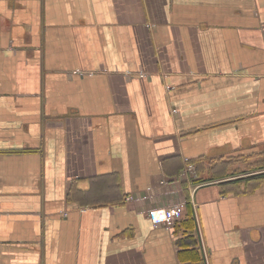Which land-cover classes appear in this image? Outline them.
<instances>
[{"label": "crops", "instance_id": "obj_1", "mask_svg": "<svg viewBox=\"0 0 264 264\" xmlns=\"http://www.w3.org/2000/svg\"><path fill=\"white\" fill-rule=\"evenodd\" d=\"M0 264H264V0H0Z\"/></svg>", "mask_w": 264, "mask_h": 264}, {"label": "built area", "instance_id": "obj_2", "mask_svg": "<svg viewBox=\"0 0 264 264\" xmlns=\"http://www.w3.org/2000/svg\"><path fill=\"white\" fill-rule=\"evenodd\" d=\"M194 168L192 166L188 167V171H193ZM135 200V197L133 195H130L127 197V201H133ZM179 208V205L173 206V207H169L167 209H163V210H155V211H151L150 215L152 220L154 221V223L156 225H160L163 223H166L169 220V212L171 211V209H177Z\"/></svg>", "mask_w": 264, "mask_h": 264}, {"label": "trees", "instance_id": "obj_3", "mask_svg": "<svg viewBox=\"0 0 264 264\" xmlns=\"http://www.w3.org/2000/svg\"><path fill=\"white\" fill-rule=\"evenodd\" d=\"M193 223V217L190 215L187 219V221L185 222V225L184 226H188L189 227V224L192 225ZM183 225V223L180 225V227Z\"/></svg>", "mask_w": 264, "mask_h": 264}]
</instances>
